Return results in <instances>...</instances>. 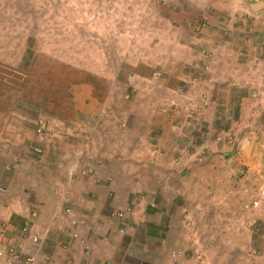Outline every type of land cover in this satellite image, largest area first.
<instances>
[{
  "label": "rangeland",
  "instance_id": "374dc122",
  "mask_svg": "<svg viewBox=\"0 0 264 264\" xmlns=\"http://www.w3.org/2000/svg\"><path fill=\"white\" fill-rule=\"evenodd\" d=\"M248 2L0 0V174L57 150L51 122H89L76 105L95 99L92 119L118 122L116 153L138 171L114 211L148 218L133 242L264 264V198L248 205L264 184V5Z\"/></svg>",
  "mask_w": 264,
  "mask_h": 264
},
{
  "label": "crops",
  "instance_id": "0c3cea01",
  "mask_svg": "<svg viewBox=\"0 0 264 264\" xmlns=\"http://www.w3.org/2000/svg\"><path fill=\"white\" fill-rule=\"evenodd\" d=\"M209 1L229 4L227 8L231 10L235 9L233 5L237 0ZM254 2L249 0V8H253ZM166 40L169 41L168 38ZM74 99L78 103L77 97ZM94 101L86 97L87 110L85 106L76 105V115L81 120H84L83 115L88 116L92 122H86L87 118L85 122H51L56 136H48L44 143L57 150L49 152L46 157L45 154H36L39 164L27 166L23 161L15 178H10L11 164H5V171L0 174V244L24 246L34 253L36 264H76L80 260L86 264H217L213 259H188L182 253L181 245H162L157 251V248H146L144 241L133 242L132 235L137 234L133 233L134 223L148 218L132 215L126 220L115 215L114 211L124 206L120 202V197H124L122 188L126 190L125 185L127 190L134 188L125 176L138 171L129 163H123L121 153H116L121 151L120 145L115 144L121 141L116 133L118 122H94L92 119L97 116L96 109L91 107L94 104L90 106ZM152 101L155 102L153 98ZM157 102L161 103L160 100ZM154 123H161L164 129L166 127L164 122H153L152 125ZM103 128H108L110 133L105 134ZM163 135L167 134L163 132ZM105 143L109 144L107 151L102 157L98 156L96 151ZM52 162L60 166L50 167ZM126 163L127 166L123 165ZM27 189L28 196L25 193ZM178 191L183 192L182 188ZM70 205L67 212L65 206ZM27 217L41 238L37 246L31 244L29 236L21 233L22 225H12L16 219L22 220L20 223L23 224ZM155 217L158 215H150L149 220ZM63 228L76 230L84 240L83 245L79 239L71 240ZM179 236L182 237L181 234ZM127 241L139 249L133 251ZM84 246L91 255L88 258L83 254Z\"/></svg>",
  "mask_w": 264,
  "mask_h": 264
},
{
  "label": "built area",
  "instance_id": "2783aa9c",
  "mask_svg": "<svg viewBox=\"0 0 264 264\" xmlns=\"http://www.w3.org/2000/svg\"><path fill=\"white\" fill-rule=\"evenodd\" d=\"M44 128L45 125L42 124V126L39 125L38 130L43 131ZM263 198H264V184H261L258 188L257 197L249 202L248 204L249 207L252 209L259 207ZM65 210L67 212L69 211L68 206H65ZM31 214L35 215V213H31ZM120 215H122V213H120ZM63 230L67 232L71 240L79 239V234L76 230L71 229L67 231L65 230V228H63ZM20 231L23 235L29 236L30 242L31 244H33V246H37L41 243V238L39 234L35 231L34 223L28 220V217L24 220V223L21 226ZM80 242L83 245L84 240L80 239ZM82 250L84 256L88 258L90 254L87 247L84 246ZM0 258H1L0 264H17L20 262H23V264H36L35 255L32 251H27L26 248H24V246H19L14 244H0ZM76 264H86V263H84L83 260H80ZM193 264H197V263L194 262Z\"/></svg>",
  "mask_w": 264,
  "mask_h": 264
},
{
  "label": "water",
  "instance_id": "95a60500",
  "mask_svg": "<svg viewBox=\"0 0 264 264\" xmlns=\"http://www.w3.org/2000/svg\"><path fill=\"white\" fill-rule=\"evenodd\" d=\"M258 1H259L258 4L256 6L254 4L253 8H259L264 5V2L262 0H258Z\"/></svg>",
  "mask_w": 264,
  "mask_h": 264
},
{
  "label": "clouds",
  "instance_id": "9594fccd",
  "mask_svg": "<svg viewBox=\"0 0 264 264\" xmlns=\"http://www.w3.org/2000/svg\"><path fill=\"white\" fill-rule=\"evenodd\" d=\"M23 225V224H22Z\"/></svg>",
  "mask_w": 264,
  "mask_h": 264
},
{
  "label": "flooded vegetation",
  "instance_id": "af4514ba",
  "mask_svg": "<svg viewBox=\"0 0 264 264\" xmlns=\"http://www.w3.org/2000/svg\"><path fill=\"white\" fill-rule=\"evenodd\" d=\"M254 9V8H253Z\"/></svg>",
  "mask_w": 264,
  "mask_h": 264
}]
</instances>
